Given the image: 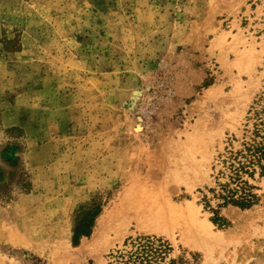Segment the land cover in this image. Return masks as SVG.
<instances>
[{
    "label": "rangeland",
    "instance_id": "374dc122",
    "mask_svg": "<svg viewBox=\"0 0 264 264\" xmlns=\"http://www.w3.org/2000/svg\"><path fill=\"white\" fill-rule=\"evenodd\" d=\"M260 95L264 0H0V264H107L146 235L166 263L264 264V177L249 209L216 195Z\"/></svg>",
    "mask_w": 264,
    "mask_h": 264
},
{
    "label": "trees",
    "instance_id": "16d2710c",
    "mask_svg": "<svg viewBox=\"0 0 264 264\" xmlns=\"http://www.w3.org/2000/svg\"><path fill=\"white\" fill-rule=\"evenodd\" d=\"M247 121L252 122V129L244 130L241 148L233 150L226 148L224 153L218 155L222 167L228 172L219 170L226 182H217L219 192L216 194L221 203L217 207L226 205L235 206L241 210L249 209L256 204L258 197L253 192L254 186L244 177L253 178L258 171L264 177V96L260 95L253 102L247 112ZM247 126V125H246ZM214 192L215 189H209ZM100 212V206L92 202L88 207L81 209L73 228L72 244L78 245L80 238L88 237L95 217ZM212 221L218 226L226 225L223 218L218 215V209H212ZM125 249L110 254L107 264H177L174 259H166L172 251L170 244L155 236H137L125 240Z\"/></svg>",
    "mask_w": 264,
    "mask_h": 264
},
{
    "label": "bare ground",
    "instance_id": "6f19581e",
    "mask_svg": "<svg viewBox=\"0 0 264 264\" xmlns=\"http://www.w3.org/2000/svg\"><path fill=\"white\" fill-rule=\"evenodd\" d=\"M135 94H137V93H135ZM184 214H185V210L183 208L182 209L181 208H175L172 212H170V214H169L170 217H167L161 211L150 212L148 215L150 216L151 222L146 224V226H148L152 229H161L160 227L165 226L166 222L171 221V220H175L173 222H176L177 221L176 219H178L177 216H182ZM101 220H102V218L99 220V223H101Z\"/></svg>",
    "mask_w": 264,
    "mask_h": 264
}]
</instances>
